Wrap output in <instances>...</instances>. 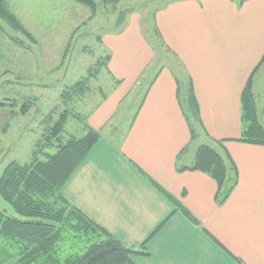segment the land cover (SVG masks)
<instances>
[{
	"label": "crops",
	"instance_id": "0c3cea01",
	"mask_svg": "<svg viewBox=\"0 0 264 264\" xmlns=\"http://www.w3.org/2000/svg\"><path fill=\"white\" fill-rule=\"evenodd\" d=\"M134 20L103 34L114 86L86 124L100 136L132 91L143 90L137 113L121 137L115 129L100 136L61 192L124 246L143 252L132 256L136 264H264V146L234 141L241 91L264 54V0H169L155 13L165 46L192 81L203 124L195 142L223 140L236 165V187L221 206L212 178L177 171V155L188 147L180 158L188 165L200 144L190 142L171 70L158 68L142 89L154 52Z\"/></svg>",
	"mask_w": 264,
	"mask_h": 264
},
{
	"label": "rangeland",
	"instance_id": "374dc122",
	"mask_svg": "<svg viewBox=\"0 0 264 264\" xmlns=\"http://www.w3.org/2000/svg\"><path fill=\"white\" fill-rule=\"evenodd\" d=\"M168 1L121 0L112 7L104 6L103 0H95L96 10L93 12L72 0H7L9 8L34 41L13 31L0 20V175L13 160L21 164L29 162L37 140L65 109L71 110L65 137L85 134L83 122L73 114H78L80 118L89 115L101 101L102 94L108 95L114 86L106 67L101 66L106 55L112 54L102 45L104 33L116 32L133 19L139 23L142 35L154 52L150 67L141 77L142 89L158 68H168L186 78L181 61L173 55L174 52L159 45L152 31L154 13L166 6ZM13 38H17L18 42ZM90 70L96 73L89 80L83 101L64 103L60 97L62 92L85 78ZM263 84L264 62L253 77L259 115L263 106ZM142 91H132L134 93L119 105L107 129L100 133L102 138L112 129H115L112 133L116 137L126 132ZM23 103L30 106L25 114L20 113ZM198 144L200 141L193 146ZM211 146L217 149V145ZM0 211L26 220L16 215L1 198ZM75 242L73 234L68 233L62 245V257L85 250L83 241L79 243L82 249H69Z\"/></svg>",
	"mask_w": 264,
	"mask_h": 264
},
{
	"label": "trees",
	"instance_id": "16d2710c",
	"mask_svg": "<svg viewBox=\"0 0 264 264\" xmlns=\"http://www.w3.org/2000/svg\"><path fill=\"white\" fill-rule=\"evenodd\" d=\"M78 4L96 10L95 0H72ZM121 0H103V5L115 7ZM238 6L247 0H232ZM157 12V10H156ZM155 13L152 19H155ZM0 20L13 31L34 41L11 11L7 0H0ZM154 38L159 45L166 47L160 32L152 24ZM17 41V38H13ZM166 49L171 52L167 47ZM66 51V50H65ZM174 56H176L173 53ZM110 56L101 62L107 69ZM264 62V54L254 67L240 94V135L234 141L264 146V84L262 87L263 106L258 114L253 92V77ZM95 71L66 88L60 95L64 103H74V97H82L89 80L95 77ZM176 81V99L188 126L190 142L198 139L197 128L203 131L200 110L190 77L185 79L173 73ZM119 84L116 80L115 84ZM105 96L103 95V98ZM75 99V100H74ZM143 101H141L142 104ZM30 106L26 103L20 113H27ZM71 110L65 109L57 120L46 128L31 151L27 163L9 162L0 175V198L20 217H10L0 211V264H136L132 256L138 252L127 248L112 237L107 230L87 217L80 209L73 206L61 192L72 174L86 158L92 147L99 140V133L86 124V117L73 114L84 125L85 134L65 137L66 125ZM137 113V112H136ZM211 145L200 144L196 147L192 161L188 165L180 163L184 148L176 158L181 164L177 171H199L216 182L215 203L223 205L237 184V168L231 156L223 146V140H211ZM225 141V140H224ZM189 217V213L184 211ZM193 220V218L191 217ZM76 239L69 249H82L81 253H71L65 257L63 243L67 234ZM233 264H244L235 260Z\"/></svg>",
	"mask_w": 264,
	"mask_h": 264
}]
</instances>
